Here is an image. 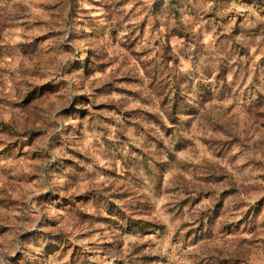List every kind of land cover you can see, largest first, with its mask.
I'll use <instances>...</instances> for the list:
<instances>
[{"label":"rangeland","instance_id":"1","mask_svg":"<svg viewBox=\"0 0 264 264\" xmlns=\"http://www.w3.org/2000/svg\"><path fill=\"white\" fill-rule=\"evenodd\" d=\"M0 264H264V1L0 0Z\"/></svg>","mask_w":264,"mask_h":264},{"label":"water","instance_id":"2","mask_svg":"<svg viewBox=\"0 0 264 264\" xmlns=\"http://www.w3.org/2000/svg\"><path fill=\"white\" fill-rule=\"evenodd\" d=\"M246 1V0H245ZM249 1H264V0H249Z\"/></svg>","mask_w":264,"mask_h":264}]
</instances>
